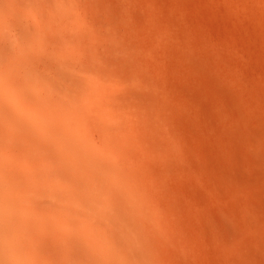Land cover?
Instances as JSON below:
<instances>
[{"label":"bare ground","instance_id":"bare-ground-1","mask_svg":"<svg viewBox=\"0 0 264 264\" xmlns=\"http://www.w3.org/2000/svg\"><path fill=\"white\" fill-rule=\"evenodd\" d=\"M47 1L0 0V264H207L193 236L207 230L225 234L216 264H264L253 254L264 250V217L246 196L218 216L183 204L167 178L173 164L192 171L188 148L164 105L135 100L145 91L170 104L162 57L181 42L174 17L155 5L151 42L138 45L101 31L91 0ZM117 1L130 24L136 2ZM229 2L264 18V0ZM187 29L178 31L190 40ZM99 49L134 69H97L109 61ZM241 55L238 66L251 58ZM245 67L229 81L255 108L260 89Z\"/></svg>","mask_w":264,"mask_h":264},{"label":"rangeland","instance_id":"rangeland-1","mask_svg":"<svg viewBox=\"0 0 264 264\" xmlns=\"http://www.w3.org/2000/svg\"><path fill=\"white\" fill-rule=\"evenodd\" d=\"M19 1L23 6H27L28 0H24L27 1L25 3L23 0ZM29 1L37 2L32 5L41 3V0ZM133 1L138 9L135 6L133 11L136 12L128 18L131 20L130 25L123 20L127 17L121 16V5L117 0H91L99 10L95 14L96 17L94 16V22H97L96 25L98 24L101 31L104 29L128 35L134 43L141 45L143 42H151V33L148 30L150 25L147 23L153 22L151 14L158 16L162 7L164 17H174V23L181 22V26L184 25L181 28L186 31L188 27L187 32L190 33L189 40L184 33L181 34V31H185L180 29V23H176L178 26L176 25L175 32L181 39L180 45H168L171 47L164 50L168 54L162 57L166 69L162 82L169 93L170 104L165 108V102H161L159 96L154 93L138 91L135 96L136 102L150 100L164 105L173 127L188 148L192 171L183 170L178 164H173L167 183L174 193L181 197L183 204L203 205L214 216H218L220 209L229 207L234 199L246 196L264 217V82L259 84L264 81L261 80L264 77V25H260L264 24V18L252 19L238 11V14L235 13L236 9L232 7L230 0H227L229 4L226 0H176L177 3H174L175 0H151L153 3L149 5V10L150 0ZM47 2L49 1L46 0V4H43L42 0V5H49ZM118 3L119 8H116ZM29 4L28 2V6L31 5ZM155 5H160L156 6L157 13ZM143 9H146L145 13ZM162 14H159L161 17L158 18L163 22L154 20V23L160 25L158 27H161V22L162 25L170 22L169 19L164 21ZM150 17L152 22H149ZM257 27L261 29L258 30ZM233 43L235 44L231 46ZM159 51L164 53L162 49ZM235 51H239L237 56L242 53L241 56L245 54L247 59L251 57L250 60H244L245 64L241 61L244 65L240 62L238 66L237 61H240V58L237 60ZM101 54L103 60L104 56L109 58L104 61H111L106 63L101 58L104 65L96 66L101 71L103 66L105 70L109 67L111 70L118 69L117 66L127 74L134 69V62L121 55L114 56L103 52ZM231 54H234L233 58ZM137 56L144 61L148 60L140 51ZM237 66L241 70L246 66V73L245 70L243 72L248 75L249 82L246 81L252 84L255 80L253 84H257V89L261 90L253 97L254 100L260 99L261 103L256 100L255 108L250 107L249 100L246 101V94L229 81V74L235 72ZM193 233L197 244L205 250L202 254L207 252V264H216V255L223 251L221 240L225 238L224 232L207 230ZM255 251L258 252L253 251V254L264 261V250Z\"/></svg>","mask_w":264,"mask_h":264}]
</instances>
